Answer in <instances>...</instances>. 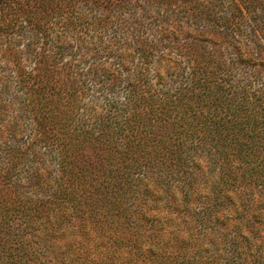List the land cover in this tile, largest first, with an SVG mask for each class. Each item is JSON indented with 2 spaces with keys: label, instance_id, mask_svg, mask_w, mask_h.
<instances>
[{
  "label": "trees",
  "instance_id": "trees-1",
  "mask_svg": "<svg viewBox=\"0 0 264 264\" xmlns=\"http://www.w3.org/2000/svg\"><path fill=\"white\" fill-rule=\"evenodd\" d=\"M179 2L231 13L208 20L225 29L229 55L205 45L213 38L199 39L190 66L166 53L175 22L156 14ZM112 19L118 33L107 37ZM22 44L34 74L17 64L14 83L0 72V264H264V0H0V64L15 68ZM68 52L95 61L91 77L105 73L102 96L60 74ZM142 151L179 221L161 217L156 200L130 209L114 200ZM74 210L79 229H61Z\"/></svg>",
  "mask_w": 264,
  "mask_h": 264
},
{
  "label": "rangeland",
  "instance_id": "rangeland-1",
  "mask_svg": "<svg viewBox=\"0 0 264 264\" xmlns=\"http://www.w3.org/2000/svg\"><path fill=\"white\" fill-rule=\"evenodd\" d=\"M197 7H193L192 5H188L184 3L183 5H180V2L175 5L174 7L167 9V10H161L160 12H157V16L170 19V22L172 23V26H166V30L169 31V33L164 36V50H166V53L172 55L175 58H179L180 62H185L190 66V64H193V60L191 58V54L195 51L196 54H198L200 48L198 46H201L198 44L200 38H206L211 39L213 38L210 43L205 44L209 48L214 49H221L222 51H225L229 55V49H228V43H224L221 41L222 35L225 31L224 28L218 25H210L208 20H217L218 17L221 18H227L231 15L230 12L219 10L215 13H201L196 12ZM105 10V9H104ZM86 15H90L92 19L100 18L106 16L105 11L104 12H86ZM204 21H199V20ZM187 21H190V24L187 23ZM196 21V22H195ZM182 22H185L186 24H183ZM106 28L103 29V27H100L99 29H96L95 27H86L87 29L97 32L102 31L107 37H110V35L117 34V24L115 23V20L112 19L110 23H106ZM155 27V25L153 26ZM243 32H247L250 30V27L247 28L243 26L242 28ZM156 31V30H155ZM155 31L148 30L147 35H152ZM176 31V34L173 36L172 32ZM93 32H86L85 34H88L85 36L86 40L92 41L93 38H90V36L94 35ZM214 33H219V37L215 38ZM190 34V35H189ZM75 35V30H71L69 32L70 36V43L76 42V40L72 39V36ZM215 38V39H214ZM238 42H241L245 45L251 42L250 39H245L240 36L237 37ZM252 42L255 43V40L252 39ZM197 47L196 49L192 48ZM20 52L22 54V59L14 61L15 68H13L12 64H9L8 67L3 66L0 64V72L4 73L5 76H9V79L12 80V82L17 81V70L22 67V70L25 74L24 77L29 78L31 74H34L35 72V65L31 60L28 58V55L25 52V45H21ZM1 52V49H0ZM83 55L86 54V51L82 49ZM81 53V54H82ZM89 55H87L88 57ZM190 58V59H189ZM84 58H82L80 55L75 56L73 53H67L62 59L59 61L58 67H63V69L60 70V74L67 78L70 81H73L72 78H75L76 82L80 83L84 88V93L88 94L87 98H90L94 95L95 98L102 96L103 89H101L102 81L106 80L103 78L105 73H101L100 77L93 78L91 77L93 74L91 73L96 68V63L94 60L88 59V62L82 61ZM17 64H20V66H17ZM105 65H109L106 63ZM5 67V68H4ZM74 70V71H73ZM73 72V73H71ZM251 73L247 72V81L251 80ZM262 79L264 78V73H262ZM19 79V78H18ZM20 80V79H19ZM257 85V88L261 87V84H255ZM16 88V84L14 85ZM13 88V86H12ZM100 92V94H99ZM92 95V96H91ZM97 108L96 110H99ZM91 117H99L100 115L97 113L96 115H93V113H90ZM73 116L67 121V125L69 124V127L71 128H79L81 126V120L79 119H72ZM5 124V123H4ZM29 128L30 126H33L35 124L28 123ZM4 126V125H3ZM31 129V128H30ZM32 130V129H31ZM30 133V131H29ZM34 139V135H25L23 139V143L26 146H29L31 142ZM209 155L206 153V155H203L201 157H208ZM0 160H3V156L0 155ZM204 160H206L204 158ZM130 166L123 171L126 173L124 174L125 177H121L124 184L126 185L127 192L126 195L120 196L119 199H114L121 204V208H129V206H136L139 202L140 204L143 202L145 204H152L155 205V200L157 201V210L161 217L165 218V214H171L176 221H179L178 216H180V209L178 207H175L173 205V200L171 198V195L167 188L166 181L161 179L160 171H158L155 167L156 160L153 158L150 154H144V151L141 153H138L137 155H131V158L129 159ZM168 181V180H167ZM148 182V183H147ZM150 186L152 185V188H157V191H150L148 193H144L145 187L147 184ZM146 184V185H145ZM93 194H89V197H93L90 200L96 199L99 195H101L100 191L96 188H92ZM142 190V192L140 191ZM159 190V191H158ZM139 204V205H140ZM196 206V204H194ZM154 207V206H153ZM156 211V210H154ZM79 210H74V212L71 214L70 219H67L65 223L63 224V227L61 226V229H64L66 231H71L73 229H79L80 220L76 216ZM171 218V217H170ZM171 218V219H173ZM141 221L135 219L132 224L131 228L134 232L139 229V224ZM149 228V225H148ZM143 229V228H142ZM200 229V228H199ZM197 230V228H196ZM202 231V230H201ZM150 232L149 229H143L139 233L145 234ZM198 232V230H197ZM203 232V231H202ZM204 233V232H203ZM204 235V234H200ZM125 236V235H121ZM205 241V240H204ZM166 254L169 255V253L166 251ZM134 253H129V259L131 262H133Z\"/></svg>",
  "mask_w": 264,
  "mask_h": 264
}]
</instances>
